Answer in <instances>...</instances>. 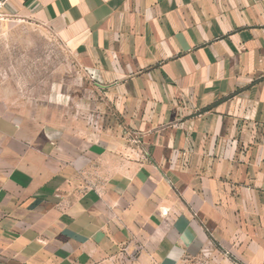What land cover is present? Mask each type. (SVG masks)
I'll return each mask as SVG.
<instances>
[{
	"label": "crops",
	"instance_id": "obj_1",
	"mask_svg": "<svg viewBox=\"0 0 264 264\" xmlns=\"http://www.w3.org/2000/svg\"><path fill=\"white\" fill-rule=\"evenodd\" d=\"M0 14L61 34L109 111L73 129L0 103V264H264V0Z\"/></svg>",
	"mask_w": 264,
	"mask_h": 264
},
{
	"label": "rangeland",
	"instance_id": "obj_2",
	"mask_svg": "<svg viewBox=\"0 0 264 264\" xmlns=\"http://www.w3.org/2000/svg\"><path fill=\"white\" fill-rule=\"evenodd\" d=\"M5 102L43 123L73 129L105 125L109 112L61 34L25 17L0 14V103ZM218 257L207 249L195 264H235Z\"/></svg>",
	"mask_w": 264,
	"mask_h": 264
},
{
	"label": "built area",
	"instance_id": "obj_3",
	"mask_svg": "<svg viewBox=\"0 0 264 264\" xmlns=\"http://www.w3.org/2000/svg\"><path fill=\"white\" fill-rule=\"evenodd\" d=\"M135 142H136V143H139V141H138V140H135Z\"/></svg>",
	"mask_w": 264,
	"mask_h": 264
}]
</instances>
